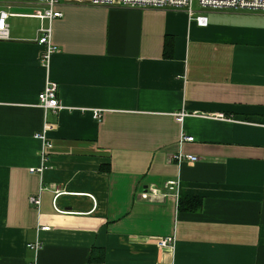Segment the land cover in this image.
<instances>
[{
	"label": "crops",
	"instance_id": "crops-1",
	"mask_svg": "<svg viewBox=\"0 0 264 264\" xmlns=\"http://www.w3.org/2000/svg\"><path fill=\"white\" fill-rule=\"evenodd\" d=\"M38 7L0 0V264H264V12L64 0L44 65Z\"/></svg>",
	"mask_w": 264,
	"mask_h": 264
},
{
	"label": "built area",
	"instance_id": "built-area-1",
	"mask_svg": "<svg viewBox=\"0 0 264 264\" xmlns=\"http://www.w3.org/2000/svg\"><path fill=\"white\" fill-rule=\"evenodd\" d=\"M8 1V0H6ZM39 4V7L32 11L30 14L37 16L41 20V24L38 28V35L36 40L44 45V49L41 53L42 64H47L52 52L58 49V47L51 42V22L55 17L62 15V11L59 9V5L64 0H29ZM72 1V0H70ZM75 1H89L97 3H121L127 6H151V7H183L188 12L190 18L198 25L207 24V16L205 11L208 9L216 10H249V11H263L264 12V0H75ZM194 3H197L200 10L194 9ZM10 14L6 9H0V39H6L9 37L8 34V22L7 17ZM46 20V21H45ZM45 21V22H44ZM38 104L44 111V122L40 130L36 131L34 135L41 139V157L42 164L39 167H31V171H40L44 165L49 163L47 156V149L51 146V142L48 139L47 131L53 127L54 123L47 120L45 115L48 109L53 112L58 111L62 107V102L58 93V84L50 79H46L42 89L38 93ZM185 114L184 111L176 112L178 119H181ZM92 115L98 119L101 116L100 109H93ZM209 116L228 118L223 113L208 114ZM192 135L182 133L180 136V143L183 140H192ZM175 157L179 160L182 158H188L190 160L197 159L196 155L177 153ZM177 181L175 179H168L164 185L170 189H174ZM159 187L153 183L142 185L139 189V197L147 199L150 195L159 194ZM30 201L33 203H40V196H30ZM48 225H42L39 229H48ZM174 235H167L161 237V245L172 246L174 244ZM29 247L38 249L41 246L40 240L28 243ZM34 264V261L31 263Z\"/></svg>",
	"mask_w": 264,
	"mask_h": 264
},
{
	"label": "trees",
	"instance_id": "trees-1",
	"mask_svg": "<svg viewBox=\"0 0 264 264\" xmlns=\"http://www.w3.org/2000/svg\"><path fill=\"white\" fill-rule=\"evenodd\" d=\"M190 198L198 199L197 197H190ZM199 205H200V201L198 202V206ZM90 259L91 260H98V261L99 260H102L103 259V251H102V248H95V247L92 248L91 253H90Z\"/></svg>",
	"mask_w": 264,
	"mask_h": 264
}]
</instances>
